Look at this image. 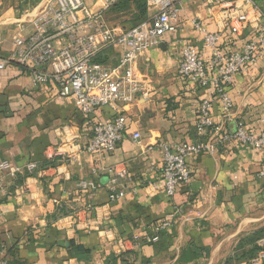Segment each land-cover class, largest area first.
I'll return each mask as SVG.
<instances>
[{"label":"crops","instance_id":"obj_1","mask_svg":"<svg viewBox=\"0 0 264 264\" xmlns=\"http://www.w3.org/2000/svg\"><path fill=\"white\" fill-rule=\"evenodd\" d=\"M44 1L0 0V61L10 56L21 27L25 35L31 33V21ZM82 1L92 13L104 12V23L117 33L134 27L138 18L133 6L115 10L119 0H110L106 11L104 0ZM253 1L264 13V0ZM178 7L177 31L165 34L158 48L135 63L143 91L131 104L86 115L72 100L61 98L54 83L35 84L16 64L0 70V162L23 170L28 163L36 167L17 179L4 175L0 248L5 255L15 252L26 264H224L243 237L264 226V179L257 176L263 158L249 147L225 143L214 155L189 158L190 181L171 198L148 189L162 169L158 144L216 140L234 132L237 123L254 134L264 128V43L258 61L227 88L233 110L226 119L211 81L203 88L178 74L181 49L176 41L187 40L208 61L210 51L193 20L200 19L207 32H220L219 48L225 54L240 51L256 33L246 29L232 35L228 21H221L219 9L208 0H180ZM119 58L118 47L98 55L108 67ZM202 101L211 102L212 131L197 129L196 109ZM118 115L125 130L116 150L102 156L86 153L94 124ZM135 133L139 143L132 138ZM48 150L58 151L52 161L46 158ZM108 167L126 171L120 186L125 196L114 202L107 197ZM81 181L95 187L92 197L78 189ZM170 219L173 224L158 243L133 242ZM193 247L199 258L191 254Z\"/></svg>","mask_w":264,"mask_h":264},{"label":"built area","instance_id":"obj_2","mask_svg":"<svg viewBox=\"0 0 264 264\" xmlns=\"http://www.w3.org/2000/svg\"><path fill=\"white\" fill-rule=\"evenodd\" d=\"M104 1L106 11L112 2ZM179 1L147 0V8L152 11V15L136 26L117 33L104 23V12L92 13L82 0H45L31 21V33L25 35L21 27L13 39L10 56L0 61V70L16 64L30 74L35 84L54 83L58 95L72 100L86 115L117 103L131 104L143 91L135 74V63L141 54L158 48L165 34L177 31ZM208 1L219 9L221 21H228L232 35L237 36L246 29L256 33L255 39L245 44L240 51L225 54L219 48L220 32H207L200 19L193 20V29L202 35V41L210 51L208 61H203L187 40L176 41L181 49L178 74L203 88L211 81L217 87L216 97L223 117L228 119L232 115L233 104L227 88L236 75L254 65L260 57V48L264 43V13L253 0ZM111 47L120 49V58L117 65L108 67L97 60L102 51ZM211 73L213 77L210 80ZM210 110L209 101H202L198 105L196 115L199 131L214 129ZM124 130L125 121L120 115L108 123H95L93 135L84 151L96 156L113 153L123 138ZM132 138L139 143V133L133 134ZM225 143H236L260 153L263 169L257 176L264 179V128L254 134L248 132L243 124L237 123L234 132L218 135L216 140L175 146L158 144L162 169L158 182L148 189L154 193L162 191L167 197H173L180 186L190 181L188 159L202 154L214 155L217 148ZM57 152L48 150L46 158L52 161ZM35 168L34 163L26 164L23 170L7 161L0 162V199L5 195L4 175L17 179L25 172L32 173ZM104 171L109 178L106 188L108 200L114 202L122 199L125 192L120 186L126 171L118 167H108ZM78 189L92 197L95 187L90 182L81 181ZM172 224L171 219L163 220L154 225L148 235L133 237V242L136 244L141 241L146 245L158 243L161 235ZM258 245L263 246L264 239ZM5 252V249L0 248V264H6L3 260ZM263 260L264 252H260L251 260V264H261Z\"/></svg>","mask_w":264,"mask_h":264},{"label":"trees","instance_id":"obj_3","mask_svg":"<svg viewBox=\"0 0 264 264\" xmlns=\"http://www.w3.org/2000/svg\"><path fill=\"white\" fill-rule=\"evenodd\" d=\"M131 6L134 7V11L136 12L135 16L138 17L133 23V26L147 20V0H119L117 4L113 5V8L119 11H126L129 10ZM97 61L101 62L99 60ZM263 239L264 227L250 233L249 235H246L237 244L233 256L227 258L224 264H251V260L255 258L258 253L264 252V245H258V242ZM10 254V257L8 256V253L3 257V260L6 261V264H26L22 259L16 257L15 252L12 253L11 251ZM191 254L195 258H199L201 256L195 247L192 248ZM261 264H264V260L261 262Z\"/></svg>","mask_w":264,"mask_h":264},{"label":"rangeland","instance_id":"obj_4","mask_svg":"<svg viewBox=\"0 0 264 264\" xmlns=\"http://www.w3.org/2000/svg\"><path fill=\"white\" fill-rule=\"evenodd\" d=\"M152 15V11L151 10H148V16H147V18L148 17H150ZM133 26V25H132ZM264 226H262L261 228H263ZM260 229V228H259ZM258 230V229H257Z\"/></svg>","mask_w":264,"mask_h":264},{"label":"water","instance_id":"obj_5","mask_svg":"<svg viewBox=\"0 0 264 264\" xmlns=\"http://www.w3.org/2000/svg\"><path fill=\"white\" fill-rule=\"evenodd\" d=\"M62 245H64L66 248L69 247V243H63Z\"/></svg>","mask_w":264,"mask_h":264}]
</instances>
